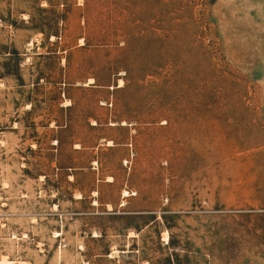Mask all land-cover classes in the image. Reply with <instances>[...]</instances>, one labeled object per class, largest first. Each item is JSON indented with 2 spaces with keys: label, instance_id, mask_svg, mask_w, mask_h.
Segmentation results:
<instances>
[{
  "label": "rangeland",
  "instance_id": "obj_1",
  "mask_svg": "<svg viewBox=\"0 0 264 264\" xmlns=\"http://www.w3.org/2000/svg\"><path fill=\"white\" fill-rule=\"evenodd\" d=\"M3 258L264 264V0H0Z\"/></svg>",
  "mask_w": 264,
  "mask_h": 264
},
{
  "label": "bare ground",
  "instance_id": "obj_2",
  "mask_svg": "<svg viewBox=\"0 0 264 264\" xmlns=\"http://www.w3.org/2000/svg\"><path fill=\"white\" fill-rule=\"evenodd\" d=\"M94 81L95 80L93 78H90L88 83L92 84V83H94ZM122 85H123V81L121 80L119 86H122ZM122 124H126V123L123 122ZM109 144H112V143L110 142ZM111 179H112V177L109 178V180H111ZM129 195H130V193L127 190L123 191V197H128ZM97 203H98L97 201H94V204H97ZM108 209H111V205L110 204L108 205ZM58 235H59V233L56 234V236H58ZM163 240L164 241H168L169 240L168 234H164ZM112 254L113 255L114 254H118V251L114 250L112 252ZM0 264H25V262H23V261H13V260H8L7 258H3V259L0 260Z\"/></svg>",
  "mask_w": 264,
  "mask_h": 264
}]
</instances>
